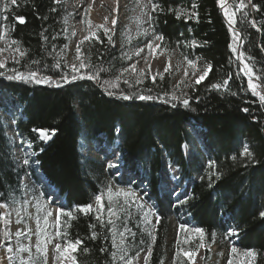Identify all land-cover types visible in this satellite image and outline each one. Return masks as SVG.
I'll return each mask as SVG.
<instances>
[{
  "label": "trees",
  "instance_id": "trees-1",
  "mask_svg": "<svg viewBox=\"0 0 264 264\" xmlns=\"http://www.w3.org/2000/svg\"><path fill=\"white\" fill-rule=\"evenodd\" d=\"M239 2L229 0L227 4L235 12L233 27L241 37L234 53L229 45L236 48V40L218 0L154 1L163 10L151 12L150 28L153 34L163 35V53L194 60L201 68L211 64L207 77L199 84L181 85L177 94L183 95L177 100L171 99L174 77L169 71L156 75L155 80L148 73L129 71L116 81L121 70L129 68L131 56L125 40L110 32L105 35L104 29L97 30L98 39L91 38L81 45L83 57H88L96 68L106 69L99 73L100 82L78 78L64 83L61 77L67 73L70 78L72 73L66 65L73 63L76 49L69 50L70 14L63 2L17 0L6 14L9 39L18 41L26 54L20 57L15 52V57L0 68L4 73L0 75V112L5 108L2 93L15 96L20 114L14 117L13 126L35 151L37 166L32 168V178L36 180L38 173L43 175L71 214L63 234L69 243L81 241L73 251L77 264H113L112 253L117 251L108 231L112 225L108 224L109 203L105 199L104 226L97 220L95 197L104 193L103 171L98 161L81 149L82 139L97 145L116 144L123 169L145 182L144 189L138 188V181L124 184L141 191L155 204L153 211L159 223L156 221L150 229L156 237L154 242L139 227L138 220L125 223L128 231L134 230L133 234L126 232L128 257L133 258L150 243L149 264H161L169 250L171 219L181 221L182 214L202 230L203 243L220 245L223 234L234 230L238 246L257 253L253 264H264V217L260 215L264 212V102L248 88L249 78L238 61L242 53L243 63L253 69L257 90L264 91V0H244L245 7L236 11ZM193 4L199 14L198 23L195 19H176L174 12L168 11L184 8L191 12ZM17 16L25 17L26 23L20 24ZM58 61L60 66L56 67ZM14 70L35 72L37 78L48 76L60 83L56 86L8 79ZM87 72L81 69V74ZM224 80L229 81L227 91L211 88ZM103 81L115 83L109 87L113 95L101 87ZM121 93L131 98L123 99ZM140 95L153 99L141 100ZM183 99L189 100L188 106ZM187 126L203 129L201 137L209 149L204 158L194 150L189 160L185 158L182 145L193 146ZM45 129L51 138L44 143L38 140L37 132ZM245 145L253 154L251 158L240 155ZM12 150L0 114V205H5L8 221H0V244L5 246L11 244L3 235L5 231L11 233L7 207L11 196L21 188V176L30 175L26 167L15 163ZM164 156L179 167L182 178L190 180L186 197L176 199L160 191ZM88 205L92 211L79 210ZM122 226L118 220V232ZM93 231L96 239H92ZM119 255L117 252L116 264H120ZM180 264L188 262L181 258Z\"/></svg>",
  "mask_w": 264,
  "mask_h": 264
},
{
  "label": "rangeland",
  "instance_id": "rangeland-1",
  "mask_svg": "<svg viewBox=\"0 0 264 264\" xmlns=\"http://www.w3.org/2000/svg\"><path fill=\"white\" fill-rule=\"evenodd\" d=\"M56 1L63 2L65 8L70 14L68 21L70 52L75 51L77 45L85 36H90L92 33H95L96 37L97 30L107 28L111 34L125 40L131 56L129 68L130 66L135 65V74L143 75L148 73L149 76L153 78L156 75H162L167 71L172 72L174 77V83L172 86L174 91L173 94L179 98L183 95L180 93L177 94L181 85L183 87L195 83L197 77L202 74L201 70L203 68L199 67L196 61L191 59H179L177 55L167 56L163 53L161 47L157 48V45H160V40L154 39V34L149 26L148 13L152 12V5L148 3V0H118V3L117 0H100L102 2L106 1V4L104 5H100L99 3L93 4V0ZM154 1L155 0H153V3ZM225 4H228L226 3V0ZM0 7H2V0H0ZM220 9L224 11L221 6ZM93 10L95 11L93 12ZM0 15V31H9L8 20L4 19L5 14L0 12ZM105 18H107V20ZM113 19L117 21L115 25L112 24ZM145 30L147 31V35L143 34ZM8 39L9 32L5 40H0V49H5L0 52V61L5 62V64L15 57L13 47H9L6 44V40ZM149 41H151L153 45L151 51L147 47ZM239 44V40L234 44L237 51ZM139 49H143V51L140 52L139 55H136ZM71 59L73 60V63L78 66L79 61L75 60V57L73 56ZM189 60L193 61L195 67L189 66ZM241 66L243 67L242 61ZM165 68L168 70L165 71ZM141 70H143L142 74ZM185 73H187V75ZM244 75L247 74L245 73ZM253 82L256 83L255 81ZM258 92L261 95H264V91L259 90ZM257 96L259 97V95ZM1 98L5 108L1 110L0 114L5 125L6 136L12 143L13 159L18 166L22 165L30 171V175L21 176V188L18 193H14L11 196V202L7 207V211L11 217V244L13 246L17 244L15 233L21 231L25 234L19 237V243L31 247V256L34 264H68V261L60 255V252L55 250V245L57 243L61 244V252L67 247L69 242L64 237L63 227L66 221L71 219V215H66L68 211L64 206V201L62 197H59L56 193V190L52 186L46 188L47 182L40 173H38L39 176L36 180L32 178V168L37 166L34 161L35 151L33 145L17 133L13 126L14 117L20 114V104L16 101L15 96L10 94L2 93ZM11 101H13V104ZM187 129L192 136L193 146L190 147L187 144L182 145V151L185 158L189 160V152L191 153L192 150L197 151V153L204 158L205 155L209 154V149L201 137L203 129L197 126H187ZM47 134L50 136L49 133ZM40 135L41 131H38L37 138L39 141L45 143L50 140H43L40 138ZM81 149L100 164V168L103 171L102 182L104 183V193H106L108 187H111L114 192L116 190H131L137 197H139L135 203L130 202L128 206L123 205L122 197L118 201L114 198L113 209L118 211L119 219H116L115 217H113V219L116 220V224L118 223V220H120L123 225L119 232L125 231V223L130 221V219L138 220L140 223L139 227H142L144 231L149 232L151 226L157 221V217L154 215L155 213L153 211L155 204L143 197L141 191L132 189L128 186L129 184H124L130 183L131 181H138V188L144 189L145 186L144 181L125 172L116 144L110 145L107 142H103L101 145H97L92 140L82 139ZM117 157H119L118 166L116 168H109V163H117ZM164 157L163 168L160 172L162 182L160 185V191L168 192L176 199L186 197L188 194V188L190 187V180L182 178L179 167L172 161H169L166 156ZM26 158L29 160V164L27 165L23 163ZM173 177H175V179ZM117 182L123 184L120 185ZM104 199L108 202L106 195ZM38 203L42 208V211L40 212H37ZM141 203L145 206L144 211L151 209V214L149 216L150 224L144 223V211L138 207ZM120 208L123 210H119ZM57 209L61 210L59 213V225L56 224ZM5 211V207L0 208V214H4ZM48 212H51L52 215L48 216L47 225H45L43 217ZM37 216L40 217L41 228L45 230L47 238L52 241L47 244L46 254L40 256L37 255L35 248ZM107 218L109 219L108 211ZM187 219L188 218L184 217L182 214L181 221L183 222L177 218L171 219L169 250H167L161 264H180L181 258L186 259L188 264H193L195 262L197 264H249L251 258L243 255L245 250L238 246L235 238L236 232L234 230H228V233L225 235L223 234L222 244H207L203 243L200 235L196 233L195 229L199 228L188 222L189 220ZM17 220H19L20 223H17ZM182 225L184 231H181ZM29 229L31 230L30 232ZM57 232H59V235H57ZM127 233L133 234L134 230H129ZM127 233H125V237ZM117 239L119 241V236H117ZM178 247L181 251V255L179 258H176ZM5 248V245L0 244V264H6L7 262V255L9 254L6 252ZM232 248L237 250L236 253H232ZM185 252L189 254L194 253V255H191L190 259L189 256L184 255ZM67 254L73 256V251L69 249ZM146 254L147 248L139 251V256L136 254L132 258L133 264H144V256ZM28 256L29 253H19L17 256L18 264L20 257L27 259Z\"/></svg>",
  "mask_w": 264,
  "mask_h": 264
},
{
  "label": "snow or ice",
  "instance_id": "snow-or-ice-1",
  "mask_svg": "<svg viewBox=\"0 0 264 264\" xmlns=\"http://www.w3.org/2000/svg\"><path fill=\"white\" fill-rule=\"evenodd\" d=\"M118 3V0H117ZM148 3L152 5V12H156V11H162L163 9H160L159 6L155 3H153V0H148ZM219 5L224 9V16L227 18L228 20V25H229V29L230 31H232L233 33V39L238 41L241 37L239 35L238 32H236V29L233 27V25L236 23V19H235V12L234 11H230L229 7L225 4V0H218ZM14 5H17V0H2V7H0V12L4 13V19H7V13L9 12L10 8ZM253 8L256 7L255 4L251 5ZM245 7L244 4V0H240L239 4L236 6V11H240ZM196 9V5L193 4L192 5V11L189 12L187 9L184 8H169L168 11L169 12H174L176 19H181L184 18L186 20L188 19H195L196 22H199V14L195 11ZM55 9H53L54 11ZM15 19L20 23H26V18L23 16H17L15 17ZM107 20V18H105ZM153 17L151 15V13H148V22H149V26L151 27V21H152ZM67 21H65L66 23ZM117 23V21L115 19L112 20V24L115 25ZM253 26H255L253 24ZM98 27H102V26H98ZM109 32V29L104 28V33L105 35H107ZM145 35H147V31L145 30V32L143 33ZM8 36V31H0V40H5V38ZM95 37V33H92L90 36H85L83 40H81L79 42V44L76 47V56H75V60L79 61V64L77 66V64L73 63L71 65H66V67H69L71 70V76L69 78V75L67 73H65L61 79L63 80L64 83H69L70 80L74 81L78 78L83 79V78H87L90 80H96L97 82H100V76L99 73L102 71H105L106 69L103 68H96V66L92 65L90 62V59L88 57H83L81 54V45L84 44L85 41H89L91 38ZM96 39H98V37H96ZM154 39L156 40H160L163 41L164 37L162 34L156 35L154 33ZM109 42H111V37L109 36ZM18 41L14 40V39H8L6 40V44L11 47L13 45H15L16 47L13 48V51L16 52L20 57H23L26 53L21 51L19 46H18ZM193 46H197L195 44V41H193ZM148 49L151 51L153 49V45L152 42L149 41L147 44ZM160 45H157V48H159ZM229 47L232 49V51L235 53L237 51L236 48H233L232 45H229ZM5 49H0V52L4 51ZM143 49H139V51L136 53V55H139L140 52H142ZM130 58V57H129ZM239 59L242 60L243 62V54L241 53L240 56L238 57ZM18 62V61H17ZM33 63H35V61H33ZM189 66L191 67H195L193 61L189 60L188 61ZM56 67L60 66L59 61L57 62V64L55 65ZM5 67V62L0 61V68ZM81 69H88L87 73L81 74ZM211 69V64H207L206 67H204L201 70V73L197 79L195 80L196 84H199L202 80H204L208 73L209 70ZM168 69L165 68V71H167ZM242 71H244L248 76H249V81H248V88L253 92L254 95H259L260 100L264 101V95H261L258 91V85L256 83L253 82V80L251 79L252 75H253V69L247 64V63H243V67L241 69ZM129 71H131L133 74H135L136 69H135V65L130 66V68H124L121 70V73L119 76L116 77V81H119V79L121 78V76L124 75V73H128ZM143 73V70H141V74ZM4 73L0 72V75H3ZM187 75V73H185ZM8 79H20V80H25L28 82H35V83H53L56 86H59V81H53L51 77L48 76H44V77H40L37 78V73L35 72H30L28 74H24V73H20L18 71L14 70V75L9 76ZM153 80H155V77H153ZM128 81L125 80V83H127ZM141 81L139 79H137V83H140ZM229 81L228 80H224L223 84H212L211 88L216 89V90H220L222 87L224 88L225 91H227V86H228ZM111 86H115V83L113 81H103L101 83V87L105 89V91L107 92L108 95H113V93L111 91H109V87ZM165 95H168L167 93ZM233 95H235V93H233ZM121 96L123 99H130V96L127 95H123V93H121ZM139 99L141 100H151L153 99L152 96H145V95H140L138 96ZM171 99L172 100H177L180 99L179 97H177L175 94L171 95ZM182 103L185 106H188L189 104V100L188 99H183ZM244 111H247V109H244ZM33 131H36L35 129ZM48 130H41V135L40 138L43 140H47L50 139V136L47 134ZM241 156H245L248 158L252 157V153L249 150L248 146L245 145L243 147V151L240 153ZM118 160L119 157H117V163H109L108 167L109 168H116L118 166ZM23 163L25 165L29 164V160L26 158L24 159ZM213 165L210 164V167H212ZM175 179V177H173ZM217 178H219V176H217ZM107 197V200L109 202V206L107 208L108 214H109V219H108V224L112 225L111 228L108 229V231L112 234V247L114 249H117V251H114L112 253V257H113V264H116V260H117V252L120 253L119 255V262L120 264H133V259L127 256V243H126V237H125V233L128 231L125 228V231L123 232H118L116 229V220L113 219V217H115L116 219H119V215H118V211L113 209V201L114 198L115 200H119L121 197L123 198V205L124 206H128L129 203H135L139 197L136 196V194L131 191V190H116L115 192L113 191V189L111 187H108L106 190V193H102L101 195H97L95 197V202H96V206H97V220L100 222L101 227L104 226L105 221L103 218V211H104V205L102 203V200L104 199V197ZM186 201H181V203H184ZM5 207V205H0V208ZM138 207L144 211V205L141 203L138 205ZM81 212L87 213L89 211H92V206L88 205L86 207H80L79 209ZM119 210H123L122 208H120ZM42 211L41 206L39 205V203L37 204V212ZM60 209H57V216H56V224L59 225V213H60ZM151 214V209H148L146 211H144V223L146 224H150V220H149V216ZM52 213L48 212L44 217V222L45 225H47V221H48V216H51ZM66 215H71L70 213H67ZM262 217H264V212H261L260 214ZM0 220H3L5 222V224L8 223L7 219L5 218V214H0ZM157 223H159V217L156 218ZM17 223H20L19 220H17ZM31 230L29 229V232ZM181 231H184V227L183 225L181 226ZM196 233L200 235L201 239L203 238V232L200 229H195ZM25 233L21 232V231H17L15 233V236L17 237V244L15 246H13L12 244H8L5 248L6 252L9 254L7 255V261L8 264H15L16 260H17V256L19 253H29V256L27 259L20 257L19 258V264H34L33 258L31 256V247L29 245H23L19 243V237L21 235H24ZM4 239L5 240H11V233H9L8 231L4 232ZM36 253L38 256L40 255H45L47 252V244L51 243V239L47 238V235L45 233V230L41 228L40 226V217L37 216V230H36ZM57 235H59V232H57ZM149 237L151 238V240L154 242L156 237L155 235L152 234L151 231L148 232ZM117 236H119V243H117ZM97 238V233L95 231L92 232V239H96ZM81 243V241L77 240L75 241V244L72 243H68L67 247L65 248V250L63 252H61V244L57 243L55 245V250L57 252H60V255L66 259L68 261V264H77V261L75 259V257L68 255V250L71 249L72 251L76 250V245H79ZM179 243V242H178ZM85 251H87L85 249ZM103 251V249H102ZM232 253H236V249L232 248ZM152 255V244H147V254L144 256V264H149V258ZM181 255V251L178 247L177 253H176V258H179ZM184 255L189 256V258L191 259V255L193 254H189L187 252L184 253ZM244 256L251 258L249 261V264H253V262L255 261V258L257 256V253L253 250H248L245 251L243 253ZM137 256H139V252L137 253Z\"/></svg>",
  "mask_w": 264,
  "mask_h": 264
},
{
  "label": "bare ground",
  "instance_id": "bare-ground-1",
  "mask_svg": "<svg viewBox=\"0 0 264 264\" xmlns=\"http://www.w3.org/2000/svg\"><path fill=\"white\" fill-rule=\"evenodd\" d=\"M93 2V4H97V3H99L100 5L102 4V5H104V4H106V1H104V2H102V1H100V0H93L92 1ZM94 6V5H93ZM95 10H93V12H94ZM97 12V11H96ZM239 57V56H238ZM238 61H239V63H241V61H240V59L238 58ZM43 176V175H42ZM193 264H197L196 262L195 263H193Z\"/></svg>",
  "mask_w": 264,
  "mask_h": 264
},
{
  "label": "water",
  "instance_id": "water-1",
  "mask_svg": "<svg viewBox=\"0 0 264 264\" xmlns=\"http://www.w3.org/2000/svg\"><path fill=\"white\" fill-rule=\"evenodd\" d=\"M229 2V0H226V3H228ZM239 41L241 42V38L239 39ZM239 46H240V44H239ZM242 72H244V71H242ZM244 74H245V72H244ZM245 77L246 78H249V76H247V75H245ZM253 79V78H252Z\"/></svg>",
  "mask_w": 264,
  "mask_h": 264
}]
</instances>
